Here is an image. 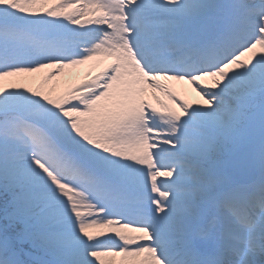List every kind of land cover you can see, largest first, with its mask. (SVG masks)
<instances>
[{"label":"snow or ice","instance_id":"1","mask_svg":"<svg viewBox=\"0 0 264 264\" xmlns=\"http://www.w3.org/2000/svg\"><path fill=\"white\" fill-rule=\"evenodd\" d=\"M0 264H264V0H0Z\"/></svg>","mask_w":264,"mask_h":264},{"label":"bare ground","instance_id":"2","mask_svg":"<svg viewBox=\"0 0 264 264\" xmlns=\"http://www.w3.org/2000/svg\"><path fill=\"white\" fill-rule=\"evenodd\" d=\"M107 60V59H105ZM90 63V62H89ZM95 61H92L91 64H95ZM91 64L89 65H84L81 67H77L76 68H66L63 70V73L60 74L58 77H55L53 79V81H46V73L49 69H43L41 70V72L39 73H34V74H25L22 76H18L16 78H18L19 80H12L13 82H17V83H24L27 86H31L34 87L35 89L39 87L43 88L44 90H50L53 87V84L59 80L60 81V86L57 87L55 89V92L53 94H58L60 91L63 90L64 87H67L68 84L72 83V80H76L80 77H83V75L86 73L87 69L89 68V66H91ZM99 67H102L101 64L99 65ZM98 70V69H97ZM170 84V86L172 87L173 91L176 92V94L178 96H180L183 99L182 96V91H191L193 90V87L189 84H187L186 82H181V81H170L168 82ZM163 99L166 100L167 103H169L172 107L177 108V105L174 104L172 101H167L166 97H162ZM150 101L152 103L155 104V100L152 99V97L150 98Z\"/></svg>","mask_w":264,"mask_h":264},{"label":"rangeland","instance_id":"3","mask_svg":"<svg viewBox=\"0 0 264 264\" xmlns=\"http://www.w3.org/2000/svg\"><path fill=\"white\" fill-rule=\"evenodd\" d=\"M104 63H107V60H104ZM91 64V62L89 63ZM92 65V64H91ZM101 66H103V64H101ZM77 67H81V66H73V68H76L78 69ZM90 67V66H89ZM89 69V68H88ZM87 69V70H88ZM49 71V70H48ZM47 71V72H48ZM85 75V74H84ZM83 75V76H84ZM11 80H19L18 78L16 77H12L10 78ZM75 82V80H72V83ZM34 88V87H33ZM35 89V88H34ZM37 89V88H36ZM39 89V87H38ZM182 96H183V99L184 100H187L190 104H195L197 101L200 100V97L198 96L197 92L194 91V90H191V91H182ZM151 98V95L148 96V99L150 100ZM178 106V105H177Z\"/></svg>","mask_w":264,"mask_h":264}]
</instances>
